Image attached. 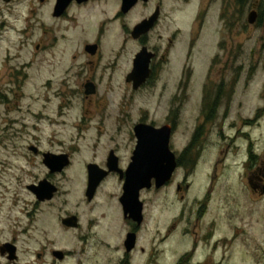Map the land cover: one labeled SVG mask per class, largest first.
I'll return each mask as SVG.
<instances>
[{"label": "rangeland", "instance_id": "1", "mask_svg": "<svg viewBox=\"0 0 264 264\" xmlns=\"http://www.w3.org/2000/svg\"><path fill=\"white\" fill-rule=\"evenodd\" d=\"M255 1L251 0L250 3ZM260 1L264 7V0ZM157 2L158 0H154L147 7L140 6L133 24L140 22L149 12L150 6L153 7ZM242 3L243 0H189L183 5L181 0H165L166 10L171 12L170 29L161 27L158 31L166 36L169 32L171 34L181 29V39L185 43L176 48V54L181 59L177 58L170 67H166L162 80L157 85L138 94H133L132 89L123 84L101 88V95L108 97L112 108L109 113L92 120L89 125L91 130L84 134H79L76 128L83 118L81 104L74 103L73 106L69 102H63L67 96L79 95L75 93L77 88H62L59 76L69 66L67 54L70 49H81L82 44L93 40L94 25L56 23L48 13L43 14L40 22L29 17L28 6L24 4L18 9L17 20L11 18L6 24L0 23V93L9 97L7 102L3 101L4 95L0 97V241H9L10 234H13L12 225L18 224L36 225L42 232L50 234L52 241L53 232L47 230L50 229L49 226H45L52 225L58 229L56 225L62 215L58 205L60 207L65 200L69 202V212L74 211L75 201L80 198L83 190L87 165L93 161L101 162V157L110 148L106 145L117 129L122 132L116 138L124 145L129 139L127 135L141 116H144V112L153 113L157 123L164 121L167 112L164 101L180 95L179 82L184 65L185 69L194 71L187 94L192 97V101L184 114L190 133L199 114L193 109L194 101L200 99L207 75L209 79H220L218 72L211 73L209 68L213 59L221 54L226 40L230 47H234L235 55L240 56L236 67L245 65L246 71L251 69L249 81L245 83L248 75L245 73L242 82L235 88L229 119L232 128L227 132L233 141L230 151H222L221 143L214 137L209 139L204 161L190 179L192 188L185 194V200H182L183 194L177 192L175 186L160 193H144L141 200L146 204L145 229H154L155 239L161 240L166 227L182 213L185 219L180 230L187 224H194L198 210L202 209L201 202L207 199L209 206L203 224L216 222L217 239H229L232 228L250 230L251 238L245 239H257L253 236L264 230V196L258 197L253 193L245 174L246 161H249L250 156L256 159L254 165L264 158V117L256 116L259 109H264V28L251 27L248 23L249 8L246 3ZM222 15L227 17L225 21L222 20ZM203 16L205 24L198 36L196 20ZM111 33L113 43L118 32L113 29ZM41 36L47 37L49 42L53 36H57L59 40L55 48L58 50L56 72L52 65L41 64L36 58ZM54 73L59 74L58 85L53 82V87L47 90L45 85ZM25 75L27 82L22 89L14 84L9 86V81L18 82V78L23 80ZM227 78H231V75ZM51 80L54 81V78ZM15 90H18V98H14ZM57 90L58 97L55 94ZM212 90L209 87V94ZM67 91L70 92L69 95ZM47 97L51 102H47ZM122 99L130 103L134 101V104L128 103L130 105L120 114L116 106ZM96 128H100L103 135ZM187 128L182 127L181 131ZM243 133L247 137L239 138ZM178 138L181 145L183 136ZM31 146L37 147L43 154H73L71 167L60 176H50L42 156H36L30 151ZM219 160L222 161L218 169L214 170L213 165ZM65 177L69 179V183L65 182ZM180 177L181 173L177 176V182ZM45 179L54 184L60 182L62 191L54 202L38 204L28 186L37 185ZM110 189L111 182L103 188V192H112ZM113 191L116 192L115 189ZM64 192H68V195ZM103 192L100 197L105 195ZM106 210L110 209L98 208V211ZM31 214L32 217H29ZM72 236L74 239L70 237L69 240L73 245L76 240L75 235ZM260 238L264 239V234ZM171 239L174 240V237ZM188 239L190 238L186 237L185 240ZM39 241L43 246L46 244L38 232L33 239L21 235L19 245L25 262L36 263L35 253L42 250L37 243ZM248 244L251 246L245 250L248 254L243 258L247 264H255L259 256L258 243ZM73 264H77L76 258ZM162 264H165V260Z\"/></svg>", "mask_w": 264, "mask_h": 264}, {"label": "flooded vegetation", "instance_id": "2", "mask_svg": "<svg viewBox=\"0 0 264 264\" xmlns=\"http://www.w3.org/2000/svg\"><path fill=\"white\" fill-rule=\"evenodd\" d=\"M153 1H140L125 10L127 6L124 7V0H0V23L6 24L11 18L17 20L18 9L24 4V6H28L29 17H34L40 22L43 14L48 13L51 20L56 23L94 25L93 40L82 44L81 49L77 48L73 51L70 49L67 54V64L69 63V66H66L59 76L62 88H77L75 93L79 95L67 96L63 102H69L73 106L74 103L81 104V116L83 118L80 120V125H76V128L79 134H84L91 130L89 125L92 120L99 115L109 113L112 108V103L108 100V97L101 95V88H111L123 84L132 89L133 94H138L148 87L157 85L162 80L166 67H170L173 61L179 58V55L176 54V48L185 43V41L183 42L184 39H181V29L179 28L177 32L171 34L169 32L166 36L158 31L161 27L167 29L169 27L170 29L171 12L166 10L165 0H158L153 7L150 6L149 12L140 22L133 24L136 21L138 8L140 6L147 7ZM181 1L185 5L189 0ZM250 2L251 0H243V3L247 4L250 13L255 12L257 15L256 21L251 27L264 28V7L261 6V1ZM204 11L205 9L202 12ZM204 16L196 20L198 24L196 34L198 36L205 24ZM147 20H152L151 30L146 34L135 36L134 31L137 26ZM113 29L118 34L115 35L114 42L111 43ZM47 39V37H40L41 43L37 46L38 55L36 58L39 59L41 64L48 63L52 65L54 67L53 71L56 72L58 50L55 48L58 46L59 40L57 36L51 37L50 42ZM221 50V54L213 59L209 68L211 73L217 71L220 79H209V75H207L203 85V93L200 99L194 101L193 109L197 110L199 114L190 133L184 114L192 101V97L187 94L194 77V71L185 69L184 65L179 82L180 95L164 101L167 109L164 121L157 123L154 120L153 113L144 112V116H141L140 120L134 125L133 130L127 135L129 139L125 141L124 145L116 138L120 137L119 133L122 132L121 129H117V132L113 133V137L106 145L107 148H110L101 157V162L93 161L87 165V175L82 186L83 190L80 193V198L75 201L74 211L69 212L71 211L67 208L69 202L65 200L60 207L58 205L59 212L62 213L59 217V223L56 225L58 229L53 228L52 225L45 226L50 227L47 230L53 232L54 239L51 241L50 234L42 232L34 224L12 225L13 234H10V240L0 241V264H73L75 258L77 264H162L164 260L165 264H247L244 258L248 254L246 252L248 247L251 246L248 243L253 244L256 242L258 243L259 256L255 264H264V239L260 238L263 236L264 230L259 235L256 233L253 236L257 239H245L247 237L251 238L250 230L232 228L230 229L229 239H217L216 222L203 224L209 206L207 199L201 202L202 209L198 210L194 224H187L180 230L179 228L185 219L182 213L175 222L166 227L162 239L159 240L155 239L154 229H145L146 204L143 201L144 219L142 223H139L137 217L135 218L131 213L126 214L124 212L121 199L124 194L125 176L122 177L118 172H110L97 188L89 191L90 172L88 167L90 165H97L106 171L109 170V166L118 167L124 172L128 170L133 162L138 145L135 129L138 125L143 124L150 125L155 129L168 127L171 130L170 151L174 154L177 168L169 183L158 189L155 180H153L152 188L142 190L141 197L144 193H160L175 186L176 191L183 194L182 200H185V194L192 188L190 179L196 174L204 161V154L208 146L206 144L209 139L214 137L221 143L222 151L224 149L226 152L230 151L233 141L227 132L232 128L229 119L235 98V88L242 82L245 73L248 74L245 83L249 81L251 75V69L246 71L245 65L236 67L238 61H240V56L235 55L234 47H230L228 40L225 41V46ZM143 52H145L144 60L149 58L150 74L146 82L136 90L130 79L134 74L136 61ZM62 55L65 54L62 53ZM55 74L51 78H54V81L48 79V83L45 85L47 90L53 87V82L56 83V86L58 85L57 78H59V74ZM230 75L231 78L226 79ZM143 76V71H140L137 74V80H140ZM26 78L25 75L23 80L18 78V82L9 81V86L14 84L22 89L26 85ZM209 87L213 88L211 94H209ZM55 94L57 97L59 96L58 90ZM69 94L70 92L67 91V95ZM1 95L4 94L0 93V97ZM18 97V90H15L14 98ZM44 97L46 98V96ZM4 99L3 101L7 102L9 100L8 95H4ZM47 102H51L49 97H47ZM128 103L130 102L125 99L117 102L116 107L120 114L124 112L126 106L134 104V101ZM256 113L257 117H264V109H259ZM243 125H245L244 122ZM182 127L187 129L181 131ZM96 130L100 135H103L100 128H96ZM180 135L183 136L181 145L178 143ZM241 135L239 138L247 137V134L243 133ZM32 147L34 146H31L29 150ZM63 154L70 157L72 164L73 154L62 153L61 155ZM39 155L43 157V153H40V151L36 156ZM150 161L153 162V160ZM221 161L219 160L213 165L214 170L218 169ZM255 161L256 159L252 156L249 157V161H246V180L253 193L258 197H263L264 158L254 165ZM71 164L69 167H71ZM179 173H181V177L177 182L176 179ZM61 174H50V176H60ZM65 179V182L69 183V179L67 177ZM50 182L57 187L58 192L52 201H38V204L54 202L62 191L59 186L60 182L57 184ZM110 182L112 192H103V188L107 187ZM117 188H119V191H117ZM101 192L105 194L103 197H100ZM64 194L68 195V192H64ZM99 207H107L110 210L98 211ZM29 217H32V214ZM72 218H75V221ZM69 219L72 220L70 224L66 223ZM36 232L43 236L46 244L43 246L41 241L37 242L42 250L40 249L35 253L36 263L25 262V257L22 258L21 256L20 237L22 235L33 239ZM72 235H75L76 241L74 244L76 246L72 245V241L69 240L70 237H73ZM172 236L174 240L171 239ZM186 237L190 239L185 240ZM9 244L12 248L6 247ZM57 246L61 248H55ZM74 247H78V249L76 248V250ZM261 250L262 254H260ZM202 255L204 257H201Z\"/></svg>", "mask_w": 264, "mask_h": 264}, {"label": "water", "instance_id": "3", "mask_svg": "<svg viewBox=\"0 0 264 264\" xmlns=\"http://www.w3.org/2000/svg\"><path fill=\"white\" fill-rule=\"evenodd\" d=\"M149 2L150 0H124V7L128 10L138 2ZM256 13H252L249 22L254 24L256 21ZM152 28V20H147L139 24L134 31V35L148 33ZM145 52H143L136 61L134 74L130 81L134 83V89H139L149 77V58L144 60ZM143 71L144 76L137 80V74ZM138 138V145L133 157V162L126 172L118 169V167L109 166V170H103L97 165H90V190H94L105 179L110 172H118L122 177H126L124 184V194L121 202L126 214H132L137 217L139 223H142L144 216V203L141 201V191L152 188L153 180L156 187L162 188L169 183L176 171L177 165L174 154L170 151L171 130L168 127L155 129L150 125H138L135 129ZM31 151L38 153V149L31 148ZM170 156V158H169ZM43 163L49 169L50 174L62 173L71 164L68 155H56L47 153L43 155ZM150 160H153L151 162ZM167 161V164H166ZM166 164V165H164ZM28 190L33 193L39 202L52 201L58 192L56 186L50 181L43 180L38 185H31ZM75 221V218H72ZM71 219L66 223H72ZM6 247L12 246L6 245Z\"/></svg>", "mask_w": 264, "mask_h": 264}, {"label": "trees", "instance_id": "4", "mask_svg": "<svg viewBox=\"0 0 264 264\" xmlns=\"http://www.w3.org/2000/svg\"><path fill=\"white\" fill-rule=\"evenodd\" d=\"M241 6H240V8H241ZM243 9H245V6H243ZM226 19H227V17L225 15H222V20L225 21Z\"/></svg>", "mask_w": 264, "mask_h": 264}]
</instances>
